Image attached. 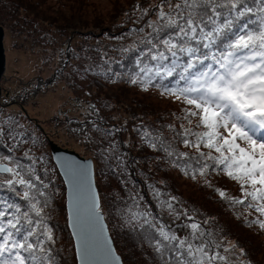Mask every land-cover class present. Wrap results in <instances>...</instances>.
Instances as JSON below:
<instances>
[{
	"label": "snow or ice",
	"instance_id": "obj_1",
	"mask_svg": "<svg viewBox=\"0 0 264 264\" xmlns=\"http://www.w3.org/2000/svg\"><path fill=\"white\" fill-rule=\"evenodd\" d=\"M251 3L161 0L151 10L157 22L149 21L151 32L141 40L143 47L134 44L121 51L136 53L138 70L130 76L131 83L143 85L145 91L160 88L185 105L182 120L189 125L195 120L193 127L176 133L186 148L198 153L201 163L192 177L207 176L212 169L236 181L242 196L229 198L230 203L253 209L259 216L247 223L264 230V0ZM140 11L144 16L149 9L141 7ZM253 17L255 22L249 24ZM109 72L111 68L104 75ZM93 127L107 137L120 130L100 129L95 122ZM141 131L145 143L167 156L188 155L176 152L171 143L151 132L138 129V134ZM10 133L11 129L7 134L15 140ZM108 144L113 150V141ZM100 155L106 158L104 149ZM42 160L36 157L24 165L10 155L0 157V174H4L0 188L26 201L22 205L0 198V264H54L51 252L56 239L47 209L56 191L52 177L56 169L43 167L42 178L36 168ZM57 163L68 184L67 206L79 264H123L104 222L92 164L68 157ZM217 191L226 197L223 190ZM175 201L171 197L160 203L176 219L183 215L192 221L184 225L191 231L183 238L135 200L121 214L126 226L143 230L163 264H251L234 260L237 246L214 238L187 210L177 211ZM240 254L246 255L243 249Z\"/></svg>",
	"mask_w": 264,
	"mask_h": 264
},
{
	"label": "rangeland",
	"instance_id": "obj_2",
	"mask_svg": "<svg viewBox=\"0 0 264 264\" xmlns=\"http://www.w3.org/2000/svg\"><path fill=\"white\" fill-rule=\"evenodd\" d=\"M132 1L0 0V25L5 30L4 79L8 78L6 84L9 88L11 87V89L8 88L11 91L20 86V83H32L26 85L24 89L21 87L20 91L10 94L9 97L7 96L6 101H3L6 109L0 106L2 108H0V130L5 132V135L0 136V157L10 155L24 165H30L36 157H42V161H37L36 168L44 178L43 167L49 170L53 167L56 169L51 158L49 140H53L63 149H74L85 157L91 156L100 171L97 184L101 187L105 198L101 208L104 210L108 226L116 239V250L121 255V249L130 264L138 263L133 260L136 256L134 248H145V245L140 246V244L136 247L134 246L136 242L130 241L132 229L125 225L121 215L133 206V200L141 208L155 215L158 222L170 225L178 236L183 238L189 235L191 230L184 225L192 221L183 215L180 219H176L166 208L161 207L160 202L170 200L171 197L176 198L174 203L177 211L182 213L187 210L195 221L211 231L214 238L227 242L229 245H236V254L232 256L234 260L249 261L246 256L240 254L242 248L236 243L239 239L247 246L250 256L258 264H264V230L258 225L252 229L234 224L235 214L239 212L235 209L226 215L218 214L222 212L216 209L218 204L216 195L218 194L213 191H217L221 185H217L215 181L220 178L224 179L222 182H227L234 189L239 186L236 181L231 180L222 172H215L214 174L218 177L213 176L210 179L208 175H197L193 178L191 173L196 168L190 162L189 165L185 164L186 168L193 167L188 174L183 167L171 164V177H169L171 187L165 185L163 187L160 184L157 185L154 177L150 176L147 169L149 162L130 160L132 166L135 164L133 168L139 178L131 173L125 156L110 157V150L107 151L105 148L101 149L105 150L106 158L97 156V147H95L97 141L86 143L79 140L77 142L66 126L63 129L54 124L53 120L60 109L74 110L79 108L86 99L90 103L95 102L99 105L94 96L86 95V91L93 92L94 89L97 93L103 94V96L99 95L101 98L111 93L109 89L113 91L111 96L114 98H111V102L108 101L106 104L108 107L101 105L99 109L112 122L122 120L129 127L127 130H131L130 126H133L135 122L124 117L123 113L130 110L135 111L136 108L151 116V120L159 114L174 116L170 120L179 129L193 127L195 124V120H193V125H189L187 121L181 119L185 105L174 97L163 94L158 87H149L145 91L143 85L130 82V76L138 70L134 63L136 53H123L121 49L134 44L143 47L141 40L151 32L148 27L149 21L157 22V17L152 14L151 10L160 4L161 0H137L132 3L133 5L130 4ZM141 7L149 9L147 15H141ZM16 8H19V16L14 13ZM243 21L244 18H241V22ZM248 23L252 24L251 20ZM141 29L142 31H138ZM164 35L166 36L167 33ZM67 40L72 41L70 49L65 45ZM128 63H131L135 71L133 72L132 69L128 72L126 76L128 80L127 78L126 80L129 86H125V84L118 83L122 81L118 77L125 74L123 73L124 67ZM109 68L111 72L104 75ZM56 69L59 71L58 75L52 76L51 73ZM112 72L119 73V75H112ZM107 78L115 81L117 85L104 83ZM42 80L47 82L44 84L39 82ZM4 85L5 82L0 86V95L7 90L2 88ZM26 91L32 93L31 98L26 97L28 94ZM71 98L74 100L72 101ZM9 129H11L10 135L16 137L15 140L10 139L7 134ZM53 132L59 137L49 136ZM94 132L95 135L102 134L97 131L96 127L92 128V133ZM130 133L127 132V137L133 138V134ZM134 136L136 140L134 138L133 140L138 142L136 146L144 145L145 153L149 154L152 148L144 144L143 132L136 133ZM104 137L109 139L113 136ZM189 152H196V150L189 148ZM52 177L56 191L51 207L47 211L50 214L48 223L53 229L56 242L52 245L51 254H61L62 261L72 264L73 241L71 236L69 237V230L65 227V224L67 225L66 188L57 170L52 173ZM141 181L142 184H139ZM17 191H21L19 186H17ZM239 193L242 196L241 189ZM8 201L26 204V201L16 196L15 193ZM214 212L218 215L214 216ZM241 212L246 216L245 219L259 216L253 209L243 205ZM126 240L128 242L125 246ZM126 247H134L133 253H129ZM54 248H59V250H54ZM58 255H56L57 258ZM153 263L163 264L159 257H156Z\"/></svg>",
	"mask_w": 264,
	"mask_h": 264
},
{
	"label": "trees",
	"instance_id": "obj_3",
	"mask_svg": "<svg viewBox=\"0 0 264 264\" xmlns=\"http://www.w3.org/2000/svg\"><path fill=\"white\" fill-rule=\"evenodd\" d=\"M134 1H137V0H133L130 4L134 3ZM246 2L249 3V6H252L251 0H246ZM256 2H258V0H256ZM14 13L17 16H19L20 15L19 8H16L14 10ZM251 22L254 23L255 19H252ZM65 43H66L65 45L70 49L72 46L71 45L72 41L67 40ZM64 52H69V51H64ZM57 69L51 73L52 76L58 75L59 71ZM132 69L134 72L135 68H132L131 63H128L124 67L123 73H125V74H122L121 77H118V78H120V80H122L118 83L125 84V86H129V84L127 82L128 77H126V76H127L128 72H130ZM4 76L1 80V84L3 85L5 82V85L2 88L3 89L5 88L7 90L4 92L3 95L2 94L0 95L1 96L0 106L2 108L6 109L7 107L4 104L5 102H3V101H6L5 98L7 96L9 97L10 94L17 92L18 90L20 91L21 87H22V89H24V87L26 85H30L32 83L31 82H29V83L26 82L25 84L20 83V86H17L15 90L11 91V90H9V89H11V87L9 88L8 85L6 84L7 83L6 80L8 78L4 79ZM109 78L105 79L104 83H106L107 85H117V83L115 81H112V79H109ZM126 78H127V80H126ZM39 82H43V84H44L47 81L42 80ZM109 90L111 93L107 94V96H104L103 98L100 97L101 95L103 96V94L97 93L95 91V89L93 90V92L92 91H86V95H88L90 97L94 96L95 101L99 102V105H98V103H95V102L90 103L89 100L86 99L84 101V103H81V106L79 108H76L74 110H72L71 108L60 109L58 112V115H56L55 119L53 120V121H55L54 124L56 125V127H60L63 129L66 126L69 130V133L73 135L72 137H74V139L77 140V142L79 140H81V141L83 140L86 143H91V141H97L95 144V147H97V152H98L97 156H101L100 155L101 148H105L107 151L109 150L108 142H109V140L112 141V139L114 137L113 150L109 151V156L110 157L113 156V158L125 156L126 161H127L126 164L130 168L131 173L135 174L137 176H138V174L136 171H134V168H133V167H135V164H133V166H132V163L130 162V160L132 162H136V161H143L144 163L149 162L148 163L149 166H147V169L149 170L148 172H149L150 176L154 177L155 183L157 185L160 184L163 187H164V185L167 187H169V186L171 187V182L169 179V177H171L170 176L171 164L178 165V167H183V170L188 169V172L190 170H192L193 167L196 169H198L200 167V161L198 160V153L197 152H189V148H188V150H185L186 147L184 146L183 143L180 142V138L176 135V133L178 131H182V129L177 128L172 123V120H170L174 116H170L169 114H167L166 116L163 115L164 116L163 117L162 114H159V115H157V117L154 120H151L150 119L151 116H149L147 113L140 112L137 108L135 111H133V110L132 111L131 110L125 111L123 113L124 117L135 122V124L133 126H130L131 130H127V129H129V127L127 125H125L122 120L115 121V122L108 120V118L101 113L99 108L101 107V105H103L107 108L108 106L106 104H108V101L111 102V98H114L113 96H111V94H113V91L111 89H109ZM26 92L28 93L26 95V97L31 98L32 93L29 91H26ZM12 99H13V97H12ZM71 100L73 101L74 99L71 98ZM92 106L95 107V109H96L95 112L93 111ZM120 106L122 107V105H120ZM151 110L153 111V109H151ZM110 117H113V116L110 115ZM106 121H107V123H106ZM93 122H95V124H99L98 126L100 127V129L101 128H103V129L115 128V129H120V130L116 131L115 135L108 139V138L104 137L101 133L100 134L97 133L96 135H95V132L92 133V128H95V127H93ZM116 122H119V123H116ZM67 123H68V125H67ZM138 129H144V130L150 131L154 136L158 135L160 137V139L166 140L167 142L171 143L172 148L175 149L176 152L182 153V151H184V153H187L188 155L182 156L179 159H176L175 157H169V156H167V154L165 152L159 151L157 148H152V147H151L152 151L149 154L145 153V149L143 148L144 145H141L138 147V146H136V144L138 142L134 141V140H136V136H134V135L136 133H138ZM65 130H66V128H65ZM127 132H131L133 134L134 140H133V138L127 137ZM46 133H48V132H46ZM49 136H55L57 138L59 137V135L54 133V132L51 133ZM144 144L147 145V143H144ZM125 154L128 156V160H127V156ZM150 154H152V155H150ZM117 162H118V160H117ZM190 162H192L193 167L188 166L186 168L185 164L189 165ZM109 172L111 173L112 171H109ZM99 173H100V171H99L98 167H96V165H95L96 181L98 179ZM214 173H215V171H213L212 169H209L208 174H207L208 178L210 179L213 176L218 177V175L214 174ZM0 175H4V174H0ZM222 180H224V179H222ZM222 180H221V178L217 179L215 181V183H217V185H221V187L218 189L223 190L226 193V197L222 198L219 194V191H216V190L213 191L215 194H218V195H216V201L218 202L216 209H219L220 212H222V213H218V214L224 213L226 215L229 212H232V209H235L239 212H237L235 214L236 219L234 220L235 221L234 224H240L246 228H252V229L256 228L257 225L253 224V225L249 226V224L247 223V221L253 220L255 218L248 217L249 219H245L246 216H244V214L241 212L242 205H239V204L233 205L232 203H230L229 198H240L241 197L239 195L240 194L239 191L241 189L240 185L234 189L232 185H229L227 182H222ZM221 183H223V184H221ZM136 184L138 185V183H136ZM139 184H142V181ZM97 187H98V190L100 193L101 205H102V204H104V200H105L104 193L101 191L102 189L98 184H97ZM13 194L14 193L11 190L7 189L6 187L0 188V198H3L5 200H10V197ZM201 213H205V212H201ZM213 214H214V216L218 215L215 212ZM65 227L67 228L66 230H68V227L66 224H65ZM130 234H132L130 241H132L134 243L136 242L135 243L136 245H134V246L137 247L138 246L137 244H140V246L145 245V248H142V247L134 248L133 247L135 250V253H136V256L133 260L135 262H138L137 264H140V263L141 264H154L153 262L156 260V257H158V256H157L154 248L147 242L146 235L143 233V230L140 228H136V230L135 231L132 230L130 232ZM111 235H112L114 243L116 245V239L114 238V235L112 232H111ZM69 237H70V235H69ZM127 242H128V240H126L125 246L127 245ZM236 243L240 248L243 249V253L246 254L244 256H246V258L249 261H251L253 264H258L250 256L249 251L247 249V246L244 245L243 242H241L238 239V240H236ZM73 248L74 247L72 245V253H71L72 258H73L72 264H76L75 253H74ZM133 248L128 247L127 248L128 252L133 253L132 252ZM147 248H149V249H147ZM54 250H59V248H54ZM120 251L122 252L121 255H122L124 264H130L127 257L124 255L123 251L121 249H120ZM56 255H58V254H55V255L51 254L52 258H54V260H53L55 262L54 264H67L66 262L62 261V259H61L62 255L61 254L58 255L59 256L58 258L56 257Z\"/></svg>",
	"mask_w": 264,
	"mask_h": 264
},
{
	"label": "water",
	"instance_id": "obj_4",
	"mask_svg": "<svg viewBox=\"0 0 264 264\" xmlns=\"http://www.w3.org/2000/svg\"><path fill=\"white\" fill-rule=\"evenodd\" d=\"M4 37H5V30H4L3 26L0 25V81H1L2 76L4 74V71H5V63H6L5 47H4ZM53 142H54L53 140H49L48 141V143L50 145V149H51L52 155H53V159H54V161H55V163H56V165H57V167L59 169V172H60V174H61V176H62V178L64 180V183H65V188H66L65 195H66L67 223H68V228L70 230V233H71L72 238H73V241H74L76 261H77V264H79V257H78V252L76 250L75 237L73 235V230H72V227H71V221L69 219V209H68V206H67L68 184H67L66 179L63 176V172L60 169L59 164L57 163V160L60 159V158L68 157V158H72V159L78 160L80 162H88V163H91L92 164L93 171H94V162H93V159L91 157H84V156L80 155V153H78L74 149H67V148L63 149L60 146H58L55 142L54 143ZM94 182H95V185H96L95 175H94ZM96 188H97V185H96ZM97 191H98V188H97ZM103 215H104V213H103ZM104 222H105V224H107V221L105 220V216H104ZM107 226H108V224H107ZM107 231H108V234L110 235L109 228H107ZM112 241H113V238H112ZM113 245L115 247L114 241H113ZM117 254L120 255L118 252H117ZM120 257H121V255H120ZM121 259H122V257H121Z\"/></svg>",
	"mask_w": 264,
	"mask_h": 264
}]
</instances>
